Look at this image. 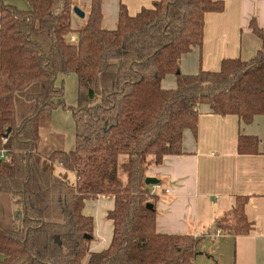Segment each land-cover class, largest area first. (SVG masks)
<instances>
[{"label": "trees", "instance_id": "obj_1", "mask_svg": "<svg viewBox=\"0 0 264 264\" xmlns=\"http://www.w3.org/2000/svg\"><path fill=\"white\" fill-rule=\"evenodd\" d=\"M26 1L28 9H19L0 0V149L7 151L0 160V264H193L197 238L156 230L147 170L182 154L183 132L196 131L201 106L245 125L264 116V30L249 24L261 43L250 60L223 59L218 71L184 75L181 56L201 46L204 17L222 12L223 1L159 0L135 16L121 5L113 30L101 27V0H91L76 29L78 2ZM70 73L77 79L73 106L58 83ZM168 75L175 89L162 88ZM57 109L72 116L74 147L44 154L41 133ZM258 143L239 135L237 152L256 154ZM55 165L75 174L74 186ZM102 196L113 199L106 213L112 238L90 252L94 225L83 210ZM4 197L9 228L2 226ZM246 201L236 197L216 228L247 235Z\"/></svg>", "mask_w": 264, "mask_h": 264}, {"label": "crops", "instance_id": "obj_2", "mask_svg": "<svg viewBox=\"0 0 264 264\" xmlns=\"http://www.w3.org/2000/svg\"><path fill=\"white\" fill-rule=\"evenodd\" d=\"M157 1L101 0V27L106 30L116 28L121 5L126 7L130 16H135L142 8H152ZM221 1L224 3L222 12L207 13L204 17L201 46L181 56L179 69L182 74L218 71L223 59L248 61L260 48V40L252 33L249 24L254 20L264 30V0ZM4 2L16 6L15 0ZM90 2L78 1L85 16ZM21 9H28L27 1ZM84 19L73 15V29L81 26ZM70 39L75 41V34H71ZM73 75H59L58 83L63 82L66 94L68 80L73 94V82H76V98L72 104L75 105L77 79ZM161 86L175 89L176 78L166 76ZM60 112L61 109L53 111L46 137L51 134L64 141L66 133L59 131L55 124ZM239 135L258 138L256 154H238ZM181 146V155L166 156L161 165L147 170V177L157 179L161 186L158 191L150 188L155 197L151 201L156 209L157 232L197 238L198 254L193 264H264V116L255 117L251 124L245 125L236 116L222 117L213 114L207 106H201L196 131L185 130ZM67 147L64 151L73 149L74 137H70ZM236 197L247 198L244 212L252 224L251 231L247 235L233 236L221 229L224 236L211 240L209 236L217 229L215 223L229 214ZM112 208L113 199L110 197L85 202L83 213L93 219L94 225L90 252L109 246L112 224L106 219V213ZM86 262L87 258L84 259Z\"/></svg>", "mask_w": 264, "mask_h": 264}, {"label": "rangeland", "instance_id": "obj_3", "mask_svg": "<svg viewBox=\"0 0 264 264\" xmlns=\"http://www.w3.org/2000/svg\"><path fill=\"white\" fill-rule=\"evenodd\" d=\"M15 5L21 9L24 6H26V1L25 0H17V3H16V0H15ZM68 41L71 42L70 36L68 37ZM73 77H74V75H73ZM66 83L68 85V87H67L68 92L65 94V103H66V105L68 104L67 106H73L72 105L74 103L73 98H74V100L76 98V82H75V84L73 82V85H74V87H73L74 89L72 91L73 94L70 93V88H69L70 82L68 80H66ZM61 111L62 112H60L59 116L56 118L55 124H56V128L59 131L66 133L65 140L62 141V139L59 138L58 141L54 140V142H51L48 138L49 136L46 137V130L43 129L42 133H41L43 139H42V142L40 145V151L44 154H48L54 149H63V150L65 149V150H67V148H68L67 144L70 141V137L71 136L74 137V123H73L72 116L68 110H65V111L61 110ZM55 174L61 175V176L65 175L68 183L71 186L75 185L76 177H75V174L73 172L66 171L62 167H60L59 165H55ZM8 203H9V201L6 197L2 198V200H1V207H2L1 210L2 211L1 212L4 216L2 226H4L5 228L10 227L9 221L11 220V216H10L11 209H10ZM149 203H151V201H149ZM82 264H85L84 260H83Z\"/></svg>", "mask_w": 264, "mask_h": 264}, {"label": "built area", "instance_id": "obj_4", "mask_svg": "<svg viewBox=\"0 0 264 264\" xmlns=\"http://www.w3.org/2000/svg\"><path fill=\"white\" fill-rule=\"evenodd\" d=\"M72 1L77 3L79 0H72ZM6 142H7L6 137H3L2 138V144L4 145ZM0 160H7V151L5 149H3V148L0 149ZM151 188H152L153 191H158V190L161 189V186H160V184H157V185L151 186ZM164 192L167 193L168 190H165ZM224 234L225 233L221 229L217 228V229H215L214 233L212 235H210L209 237H210L211 240L214 241V240H217L220 237H223Z\"/></svg>", "mask_w": 264, "mask_h": 264}, {"label": "water", "instance_id": "obj_5", "mask_svg": "<svg viewBox=\"0 0 264 264\" xmlns=\"http://www.w3.org/2000/svg\"><path fill=\"white\" fill-rule=\"evenodd\" d=\"M73 13L75 16H77L79 19H84L85 17V13L77 6H75L73 8ZM9 133V130H7L6 134L7 135ZM145 184L148 185V186H153V185H157L159 184V181L155 178H150V177H147L145 179ZM146 207L151 209L152 208V204L151 203H147L146 204ZM88 238V237H87Z\"/></svg>", "mask_w": 264, "mask_h": 264}]
</instances>
